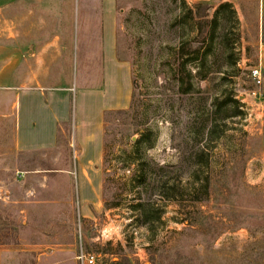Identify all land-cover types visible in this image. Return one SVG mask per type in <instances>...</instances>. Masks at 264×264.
I'll list each match as a JSON object with an SVG mask.
<instances>
[{"label": "rangeland", "instance_id": "374dc122", "mask_svg": "<svg viewBox=\"0 0 264 264\" xmlns=\"http://www.w3.org/2000/svg\"><path fill=\"white\" fill-rule=\"evenodd\" d=\"M53 1L43 10L44 33L76 49L49 81L73 90L97 85L98 64L84 77L76 50L78 42L97 44L81 39V20L93 21L98 34L99 0ZM183 1L116 0L117 54L131 64L133 89L129 108L103 119L100 190L92 176L78 182L73 121L56 148L14 152L13 117L3 116L8 100L0 94V242L8 243L0 244V264H80L81 253L94 264H264V85L250 79L245 57L253 55L243 49L256 39L254 6L242 20L232 3L211 4L214 22L196 40ZM22 22L31 28L35 19ZM181 43H191L182 59ZM188 56L196 59L183 63ZM205 177L202 202L196 183ZM106 200L117 206L104 209ZM137 204L150 205L148 224Z\"/></svg>", "mask_w": 264, "mask_h": 264}, {"label": "crops", "instance_id": "0c3cea01", "mask_svg": "<svg viewBox=\"0 0 264 264\" xmlns=\"http://www.w3.org/2000/svg\"><path fill=\"white\" fill-rule=\"evenodd\" d=\"M49 1L0 0V94L8 100L3 116L13 117L11 148L16 153L52 150L62 127L73 121L78 182H89L88 176H92L100 190L105 153L103 119L110 110L128 109L133 89L131 64L117 54V2L99 0L98 34L94 32L95 23L82 16L81 39H94L97 44L78 42L76 53L82 58L76 55V68L85 77L87 70L98 64L101 77L95 86L82 85L73 90L49 81L53 72L67 66V56L76 49L62 46L59 35L44 33V7L54 6V1ZM222 1L232 3L242 20L247 18V6H254L250 21L256 24V39L243 49L246 56L253 55L249 60L245 57L246 66L260 71L264 85V0H186L188 4ZM33 3L36 14L27 7ZM31 19H35L34 25L26 28L22 21ZM259 96L264 120V91ZM259 135L264 158V127Z\"/></svg>", "mask_w": 264, "mask_h": 264}, {"label": "trees", "instance_id": "16d2710c", "mask_svg": "<svg viewBox=\"0 0 264 264\" xmlns=\"http://www.w3.org/2000/svg\"><path fill=\"white\" fill-rule=\"evenodd\" d=\"M184 1H183V5H185ZM186 4L189 6V7H186V11H187L188 17L190 19H194V18L196 19V25H197V29H198L197 37H196V40H197V39H199L202 36L201 28L202 27H206V25L212 24L214 22L212 20V18H211V20L208 18V13H207V10L209 9V6L211 4H207V3H193V4L186 3ZM118 7H120L119 4H117V9H118ZM214 29H215L214 26H212L210 31L213 33ZM190 46H191V43H181L180 44V46L178 47V52H177V54H179L180 59H182V57L184 55H186V54H184L185 48L186 47H190ZM192 50H193L192 51L193 53H197L198 52V49H196V48H193ZM202 56L204 57L205 55H202ZM195 59L196 58H190L188 56L187 58L182 60V62L185 63V61H193ZM181 87L182 86L180 85V89H181ZM180 91H186V90H180ZM147 133H150L149 130H144L141 133L140 139L138 141L134 142V144H135L134 145V149H135V146H138L141 142H143V140L146 138V134ZM104 147H105V150H106V147H107L106 146V142L104 144ZM105 164H106V162L104 160V166H105ZM157 167H159L160 170H165L169 166L168 165H165V166L163 165V166H157ZM160 180H161V178L158 177L157 178V182H159ZM165 182H163L161 185L164 186ZM105 183H107L106 176H105ZM196 184H197L198 190H201L203 192V195H204V197H202L201 200L198 199V201L200 200L202 202H205L207 200L208 194H209L210 179L208 177H205L202 180H199ZM164 197L167 200H169V198L173 199L171 196H164ZM116 206H117V204L109 203L107 200L104 201V209H106V210L111 209V208H115ZM132 209L139 215L140 218H142V220L140 221L142 224H148L149 222H151V220H150L151 214L150 213L152 212V210L150 209V205L149 204H137V206H134ZM154 217H156L155 220L159 219V216H157V215H154L153 218ZM0 244H8V243L7 242L6 243H1L0 242ZM113 264H118V262H114Z\"/></svg>", "mask_w": 264, "mask_h": 264}, {"label": "built area", "instance_id": "2783aa9c", "mask_svg": "<svg viewBox=\"0 0 264 264\" xmlns=\"http://www.w3.org/2000/svg\"><path fill=\"white\" fill-rule=\"evenodd\" d=\"M249 77L255 85H258V86L261 85L262 77H261V73L259 70L257 69L250 70ZM77 259L79 260L80 264H94L95 263L94 256L89 255V254L84 255L83 253H81Z\"/></svg>", "mask_w": 264, "mask_h": 264}]
</instances>
